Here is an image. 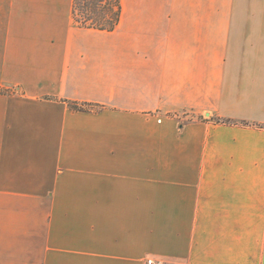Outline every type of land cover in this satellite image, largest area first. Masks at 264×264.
<instances>
[{
    "label": "crops",
    "instance_id": "0c3cea01",
    "mask_svg": "<svg viewBox=\"0 0 264 264\" xmlns=\"http://www.w3.org/2000/svg\"><path fill=\"white\" fill-rule=\"evenodd\" d=\"M73 2L0 0V264H264V0Z\"/></svg>",
    "mask_w": 264,
    "mask_h": 264
},
{
    "label": "trees",
    "instance_id": "16d2710c",
    "mask_svg": "<svg viewBox=\"0 0 264 264\" xmlns=\"http://www.w3.org/2000/svg\"><path fill=\"white\" fill-rule=\"evenodd\" d=\"M121 10V0H74L72 15L82 26L113 30L119 23Z\"/></svg>",
    "mask_w": 264,
    "mask_h": 264
},
{
    "label": "built area",
    "instance_id": "2783aa9c",
    "mask_svg": "<svg viewBox=\"0 0 264 264\" xmlns=\"http://www.w3.org/2000/svg\"><path fill=\"white\" fill-rule=\"evenodd\" d=\"M147 263L148 264H159V263H157L154 259H152V258H149L148 260H147Z\"/></svg>",
    "mask_w": 264,
    "mask_h": 264
}]
</instances>
